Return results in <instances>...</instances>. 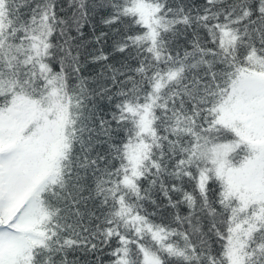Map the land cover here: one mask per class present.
Here are the masks:
<instances>
[{"label":"snow or ice","instance_id":"1","mask_svg":"<svg viewBox=\"0 0 264 264\" xmlns=\"http://www.w3.org/2000/svg\"><path fill=\"white\" fill-rule=\"evenodd\" d=\"M0 264H264V0H0Z\"/></svg>","mask_w":264,"mask_h":264}]
</instances>
